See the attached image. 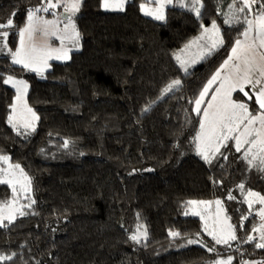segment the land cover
<instances>
[{"label": "trees", "instance_id": "16d2710c", "mask_svg": "<svg viewBox=\"0 0 264 264\" xmlns=\"http://www.w3.org/2000/svg\"><path fill=\"white\" fill-rule=\"evenodd\" d=\"M202 1L199 17L174 5L165 20H156L140 10L149 0H129L123 12L82 0L73 15L81 50L53 62L43 77L0 54V156H10L31 177L36 201L0 227V255L12 257L0 264H213L220 255L232 256V264L264 262V249L254 247L258 239L244 242L256 227L245 195L264 194L258 161L250 165L243 156L248 146L237 152L234 140L214 167L196 153L202 114L194 111L195 101L245 27L224 24L231 0ZM41 3L0 0V24L13 20L9 49L19 45L27 11ZM216 20L223 44L185 72L176 56ZM9 75L30 84L28 101L40 118L29 138L8 123L16 97L3 83ZM176 79L180 86L164 94ZM235 99L253 114L261 111L253 95L239 91ZM13 199L12 188L0 184V204ZM213 199L224 201L235 227L238 240L230 248L216 245L200 218L184 215L188 201ZM138 224L147 239L134 244L129 236Z\"/></svg>", "mask_w": 264, "mask_h": 264}, {"label": "snow or ice", "instance_id": "6c2138e0", "mask_svg": "<svg viewBox=\"0 0 264 264\" xmlns=\"http://www.w3.org/2000/svg\"><path fill=\"white\" fill-rule=\"evenodd\" d=\"M151 2V0H149ZM158 7L152 10H146L145 4H140V10L145 15L152 16L153 19L163 20L164 7L166 4H172L173 0H156ZM219 2V0H218ZM128 0H101V6L105 10H112L123 12ZM179 7L184 8L185 4L183 0H178ZM259 3V9L254 10V5ZM60 0H42L41 6L30 9L27 11V24L25 27L20 28L19 46L13 51L9 49L7 44L8 31H0V54H6L11 57V64L21 65L24 69L37 72L38 66L47 67V61L50 59H68L70 48L64 47V41L70 40L73 47H78L80 34L76 31V25L73 23L72 15L79 11L81 6V0H65L63 4L65 13H71L61 19H45L43 16L38 15L41 12L48 13L49 10H53L51 15L56 17V8L60 7ZM203 7L201 0H191L189 10L194 12L197 17L201 15V8ZM13 15H15L13 13ZM224 24L241 23L245 25L241 35L243 39H237L234 46L231 48V54L221 65V69L212 76L208 81V85L205 86L200 93L199 98L195 101L194 111L197 115L201 114V103L205 98V94L208 93L209 88L218 79L220 80L219 86L215 89V93L212 95L211 100L207 106L203 109L202 118L199 121L200 131L198 132L196 141L197 155L202 159L211 163L215 154L220 152L222 146H226L225 142L228 140L235 141V148L237 152H240L242 147L247 145L244 150V159L248 161L250 165L255 166L258 171L264 172V111H260L259 114H253L249 111V107L246 103L236 102L232 99V94L236 90H239L249 99L252 96L245 91V86L249 85L252 90V94L255 96V102L259 105L260 110H264V0H231L228 4V11L223 13ZM251 17V18H250ZM63 23V28H59V24ZM13 20L10 18L4 24H0V29L12 28ZM62 33V34H61ZM220 29L216 22L213 21L211 28L204 27L203 33L199 40H205L202 47L209 48V54L211 49H214L223 44V39L220 36ZM37 34L44 38L54 36L61 41L60 48H52L48 45L47 39L42 45H38L35 41ZM192 44H197L198 41H192ZM191 46V45H189ZM258 58V60H257ZM176 60L184 68L185 61L181 59L180 55L176 56ZM224 69L228 71L221 76V72ZM4 84L11 85L16 90V100L22 105L21 110L17 112V107L14 104L12 106V114L8 116V123L13 129L17 130V134H21L19 128H24L27 134V130H35L34 123L31 121L39 119L31 108L27 107L24 102V96L26 95L28 85L24 80L14 79L11 75L3 79ZM181 84L179 79L173 80L164 89L163 93L167 94L173 89H177ZM144 111H148L147 108ZM25 113L31 114V121L25 117ZM259 127H256V125ZM68 142H64V146L67 147ZM221 155H223L221 153ZM251 157V158H249ZM226 158V157H225ZM0 163L8 164V168L0 167V184H8L12 188L13 196L17 195L18 189L16 184H19V192L25 194V198L29 200V204L23 207L30 208L36 201L31 199V180L24 173V170L19 164H9V157L0 156ZM19 172V177H16V172ZM150 171V170H149ZM15 180V182H14ZM239 189L244 191V184L238 185ZM249 197L254 199H249ZM228 199H235L231 194L228 195ZM245 202L249 206L251 213L253 204H260L264 206V196L252 191H248L245 195ZM188 205L196 206L197 204L203 205L207 208L211 202L208 201H188ZM217 205V217H219L221 209V201H215ZM18 213L20 216H24L26 213L19 208L13 209L11 203L0 204V227L6 226L3 221L7 220L9 223ZM187 214V213H185ZM193 215H200L199 212L193 211ZM255 215L260 217L261 223L259 227H253V232H259L258 241L254 243V247L257 249H264V207H260L256 211ZM201 219L204 216L201 215ZM229 219L225 217V223L220 224L219 227L208 228L205 224L204 231L209 235L216 245H224L231 247L232 241H237L235 227L231 224H227ZM243 219L247 220L245 216ZM219 224V221H217ZM179 232H169V236L173 238L179 237ZM141 238L147 239V230L143 228V225H137L136 232L129 236V239L134 244H139ZM257 240L253 235H247L244 239L245 243H251ZM197 240L188 239V244L197 243ZM205 246V245H202ZM208 251H215L214 248H209ZM11 256L0 255V262L5 260H11ZM233 257L228 256L227 259L218 260L216 264H232ZM241 264H249L248 261H242ZM256 264H264V262H256Z\"/></svg>", "mask_w": 264, "mask_h": 264}, {"label": "rangeland", "instance_id": "374dc122", "mask_svg": "<svg viewBox=\"0 0 264 264\" xmlns=\"http://www.w3.org/2000/svg\"><path fill=\"white\" fill-rule=\"evenodd\" d=\"M53 2H56V1H53ZM81 2H82V0H81ZM128 2H129V0H128ZM153 2H156V0H151V2L150 3H146L145 4V8H146V10H152V9H154V8H156V7H158V4H157V2H156V4L154 5L153 4ZM183 2H184V4H185V7L186 8H189V5H190V3H191V0H183ZM201 3H202V5H203V7L201 8V15H202V13L204 12V10H205V4H204V2L201 0ZM174 5H179V3H178V0H173V3L172 4H166L165 5V7H164V17L166 18V11H167V9L170 7V6H174ZM254 6H256V5H254ZM126 7H127V4H126V6H125V9H126ZM104 9V8H103ZM57 10H58V8H56L54 11L56 12V17H60L61 19H63V14L65 13V11H63L61 14H59V11H58V13H57ZM105 10V9H104ZM49 11H53V10H49ZM106 11H112V10H106ZM43 13V15H45V19H49V20H52L53 18L52 17H50V16H52L51 15V13H49L48 15L46 14V13H44V12H41V14ZM144 14V13H143ZM200 15V16H201ZM73 16V15H72ZM147 16H150V15H147ZM150 17H152V16H150ZM165 18L163 19V20H165ZM72 20H73V23L76 25V19L74 18V17H72ZM216 22V24H217V26L219 27V29H220V36L222 37V29H223V24H222V22L221 21H219V20H216L215 21ZM63 23H60L59 24V28L60 29H62L63 28ZM205 27H208V28H211V26H205ZM10 28H5V29H0V31H8V33H9V35H8V37H7V44H8V47L10 48V44H9V40H10ZM76 31H78L77 30V27H76ZM79 32V31H78ZM202 33H203V31H202ZM202 33H201V35H202ZM62 34V33H61ZM201 35L199 36V37H201ZM198 37V38H199ZM194 39V40H192V41H198V43L197 44H192L191 42L192 41H190L184 48H183V51H181V54H179L180 55V57H181V59L182 60H184L185 61V67L187 68V70H189L191 67H193V66H195V65H198L199 63H201L208 55H210L213 51H215L217 48H219L220 46H218V47H216V48H214V49H211V51H210V54H209V48H204V47H202L203 45H204V43H205V40H206V38H205V40H199V39ZM0 39H2V37H0ZM45 39H47V43H48V45L50 46V47H52V48H60L61 47V41L60 40H58V39H56V37H54V36H49V37H47V38H44V37H42L41 35H39V34H37V36H36V38H35V41H36V43L38 44V45H42L44 42H45ZM222 39H223V37H222ZM243 39V38H242ZM241 39V40H242ZM189 45H191V46H189ZM19 46V45H18ZM64 47H66V48H70L71 49V51H69V53H68V55H69V58L68 59H50V60H48L47 61V64H48V66L47 67H42V66H38L39 67V71H37V72H35V73H37L39 76H41V77H43L45 74H46V72L47 71H49L51 68H52V65H53V62H67V61H69V60H71V58H72V54H73V52H75V51H78V50H81V48H82V43H81V38L79 37V45H78V47H73L72 46V42L70 41V40H65L64 41ZM7 52V50H5V53ZM257 60H258V58H257ZM180 64V63H179ZM221 65H223V64H221ZM221 65L219 66V68L218 69H221ZM21 66V65H20ZM184 69V68H183ZM217 69V70H218ZM30 71V70H29ZM228 71V69H224V70H222V72H221V76L223 77V75L226 73ZM32 72H34V71H32ZM217 72V71H216ZM215 72V73H216ZM214 73V74H215ZM12 76V75H11ZM14 79H19V80H24L26 83H27V85H28V88H27V92H26V95L24 96V102H26V104H27V107H29V108H31L32 109V111L36 114V116L38 117V118H40L39 117V114H38V112L36 111V109L33 107V106H31L30 105V103H29V101H28V95H29V90H30V84H29V81L27 80V79H25V78H23V77H16V76H12ZM212 78V77H211ZM210 78V79H211ZM219 83H220V80L218 79L215 83H213L212 85H211V87L209 88V91H208V93H206L205 94V98H204V100L202 101V103H201V114H203V109L207 106V104H208V102L211 100V97H212V95L215 93V89L219 86ZM208 85V82H207V84H206V86ZM11 86V85H10ZM205 88V87H204ZM203 91V90H202ZM245 91L246 92H248L249 93V95L250 96H252L253 94H252V90H251V87L249 86V85H246L245 86ZM237 92H239V90H236L235 92H233V94H232V99L234 100V101H236V102H242V101H239V100H237V99H235V94L237 93ZM254 96V95H253ZM248 97V96H247ZM255 97V96H254ZM198 98H199V96H198ZM197 98V99H198ZM244 103V102H243ZM16 105V107H17V112H19L20 110H21V107H22V105L20 104V102H18L17 100H16V97H15V99H14V103H13V105ZM12 105V106H13ZM249 111L250 112H252L250 109H249ZM261 111H264V110H261ZM260 113V112H259ZM259 113H257V114H259ZM10 114H12V110H11V113ZM25 117L29 120V121H31V114L30 113H25ZM32 123H34V127H35V130L34 131H32L31 129H28L27 130V134H24L25 133V129L24 128H19V131H20V133H21V136L22 137H24V138H29V137H31L33 134H35V132H36V130H37V128H38V124H39V119H37V120H34V121H31ZM256 127H259V125L257 124L256 125ZM16 130V129H15ZM17 131V130H16ZM200 131V130H199ZM197 136V135H196ZM196 138V137H195ZM231 140H228V141H226L225 143L227 144V143H229ZM195 144H196V141H195ZM245 146H247V145H245ZM245 146H243V147H245ZM223 147V146H222ZM222 147L220 148V152H218V153H216L215 154V157L212 159V162L211 163H207V164H209L211 167H214L216 164H217V162H218V160H219V158L221 157V153L223 154V152H221L222 150ZM197 153V152H196ZM199 156V155H198ZM7 157H9V164H11V165H15V163H13L12 162V160H11V157L10 156H7ZM201 157V156H200ZM202 158V157H201ZM0 167H3V168H8V164H2V163H0ZM21 167V166H20ZM22 168V167H21ZM23 169V168H22ZM24 173L26 174V172L24 171ZM27 175V174H26ZM29 178H30V180H32L31 179V177L29 176V175H27ZM16 177H19V172L17 171L16 172ZM14 182H15V180H14ZM16 187H17V189H18V192H17V195L15 196V199H13L12 200V202H11V205H12V208L13 209H16V208H19L20 210H22L23 211V209H24V205H27V204H29V200L28 199H26L25 198V194L24 193H21V192H19V187H20V185L19 184H16ZM252 192H256V193H258V194H260L261 196H264V194H262V193H259V192H257V191H252ZM27 195H30V197H31V199H33V186H32V181H31V192L30 193H28ZM249 199H254V198H251V197H249ZM217 200H220L221 201V211H220V214H219V217H217V215H216V213H217V205L215 204V201H217ZM206 201H208V202H211V204L207 207V208H205L203 205H200V204H197L196 206H191L190 205V207L186 210V212L185 213H187V214H184L185 216H190V217H196V218H200L201 219V215L202 216H204V219L202 220V222H203V224H204V227H205V224H207L208 225V228L209 229H212L213 227H219V225L220 224H224L225 223V217H228L229 219H227V221H226V223L227 224H231V225H233V223H232V221H231V218H230V214H229V211H228V209H227V207H226V205H225V203H224V201L223 200H221V199H213V200H206ZM197 202H199V201H197ZM260 207H264V206H262V205H260V204H253V206H252V212H251V215L253 216V219L255 220V222H256V227L258 228L259 227V225H260V223H261V220H260V217L259 216H257V215H255V213H256V211H258L259 210V208ZM193 211H197V212H199L200 213V215H193L192 213H193ZM19 216V214L18 213H16L15 214V217H14V219L13 220H15L17 217ZM12 220V221H13ZM7 220H4L3 221V223L4 222H6ZM217 221H219V224L217 223ZM144 229H145V227H143ZM254 237H258L259 238V232H254V235H253ZM257 238V239H258ZM144 238H141V240H143ZM145 240V239H144ZM223 259H227V257L226 256H222V255H220V256H217L216 258H215V260H214V262H213V264H216V261H218V260H223ZM246 261H248L249 262V264H256V262H258V261H252V260H246Z\"/></svg>", "mask_w": 264, "mask_h": 264}, {"label": "crops", "instance_id": "0c3cea01", "mask_svg": "<svg viewBox=\"0 0 264 264\" xmlns=\"http://www.w3.org/2000/svg\"><path fill=\"white\" fill-rule=\"evenodd\" d=\"M53 1H56V0H53ZM60 3H61V6L58 7V10H57V13H58V11H59V14H61V13L64 11L63 4L65 3V0H60ZM49 13H51V11H49V12L46 13V14L48 15ZM38 15L43 16L44 18H46L45 15H43V13H42V14L39 13ZM50 17H52L53 19H56V18H57V17H54V16H50Z\"/></svg>", "mask_w": 264, "mask_h": 264}, {"label": "water", "instance_id": "95a60500", "mask_svg": "<svg viewBox=\"0 0 264 264\" xmlns=\"http://www.w3.org/2000/svg\"><path fill=\"white\" fill-rule=\"evenodd\" d=\"M68 15H71V13H64V14H63V18L66 17V16H68ZM72 17H73V16H72Z\"/></svg>", "mask_w": 264, "mask_h": 264}]
</instances>
